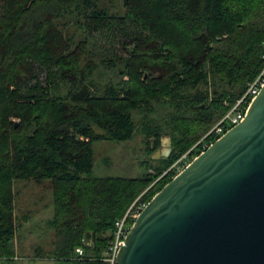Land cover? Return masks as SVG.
<instances>
[{
  "label": "trees",
  "instance_id": "16d2710c",
  "mask_svg": "<svg viewBox=\"0 0 264 264\" xmlns=\"http://www.w3.org/2000/svg\"><path fill=\"white\" fill-rule=\"evenodd\" d=\"M100 4L0 0V264L14 257L17 180H48L52 193L53 241L35 258L105 264L115 221L171 181L150 187L264 65V0H122L120 15ZM97 70L118 81L97 85ZM159 106L148 157L162 133L169 157L140 177L93 176V144L131 141L133 114Z\"/></svg>",
  "mask_w": 264,
  "mask_h": 264
},
{
  "label": "water",
  "instance_id": "95a60500",
  "mask_svg": "<svg viewBox=\"0 0 264 264\" xmlns=\"http://www.w3.org/2000/svg\"><path fill=\"white\" fill-rule=\"evenodd\" d=\"M164 142L152 161L169 157ZM116 264H264V86L244 121L147 203Z\"/></svg>",
  "mask_w": 264,
  "mask_h": 264
},
{
  "label": "rangeland",
  "instance_id": "374dc122",
  "mask_svg": "<svg viewBox=\"0 0 264 264\" xmlns=\"http://www.w3.org/2000/svg\"><path fill=\"white\" fill-rule=\"evenodd\" d=\"M100 3V6L108 10L110 14L120 15L122 13V0H100ZM43 79L44 75L41 76V80ZM91 79L100 86L108 82L116 83L118 81L115 74L102 70H97ZM163 109L162 106H159L154 107L153 113L135 112L133 119L136 124V132L131 141L119 144L107 141L95 142L93 144V176L134 178L140 177L146 172L153 173L156 165L151 163V158L154 157V153L148 157L149 151L153 147L152 140H150L152 137H148L145 131L148 127L152 130L159 125L160 119L164 117ZM165 139L169 138L166 137L165 133H162L157 151L166 147ZM191 148L182 154L179 159L188 156ZM188 157L192 159L191 155ZM164 172L155 178L150 187L165 176ZM14 191L16 194L14 216L17 223L13 243L14 257L9 259L8 262L10 263L3 261L2 264H50L46 256L45 258L34 257L37 248L47 254L53 241V233L46 225L53 214L52 193L49 182L48 180L40 183L17 180L14 182Z\"/></svg>",
  "mask_w": 264,
  "mask_h": 264
},
{
  "label": "built area",
  "instance_id": "2783aa9c",
  "mask_svg": "<svg viewBox=\"0 0 264 264\" xmlns=\"http://www.w3.org/2000/svg\"><path fill=\"white\" fill-rule=\"evenodd\" d=\"M264 59V55H263ZM264 86V65L257 77L247 85L244 94L236 100L218 120V122L199 140L188 152V156L181 157L176 160L165 172L164 175H170L171 180L181 173L195 158L203 154L214 142L221 139L228 131L244 121L249 107L260 93ZM210 139L209 141H207ZM212 139V140H211ZM147 203H143L136 199L127 209L123 217L117 219L114 223V229L111 235L107 251L102 261L105 264H116V257L119 250L124 246L125 239L128 235L130 227L138 218ZM77 260H83V251L81 248L75 249Z\"/></svg>",
  "mask_w": 264,
  "mask_h": 264
}]
</instances>
